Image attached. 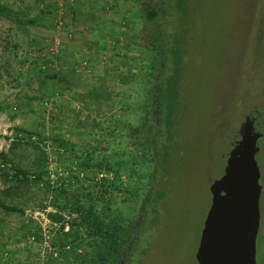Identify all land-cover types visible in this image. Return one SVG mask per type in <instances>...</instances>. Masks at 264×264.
<instances>
[{
	"label": "rangeland",
	"instance_id": "1",
	"mask_svg": "<svg viewBox=\"0 0 264 264\" xmlns=\"http://www.w3.org/2000/svg\"><path fill=\"white\" fill-rule=\"evenodd\" d=\"M94 1L121 9L122 30L97 26ZM185 1L164 196L139 264H198L201 230L222 226L215 200L264 187V0ZM118 2L0 0L12 12L0 13V198L15 207H0V264H86L92 239L76 203L127 228L149 186L148 146L127 132L149 111L157 38L141 29L138 0Z\"/></svg>",
	"mask_w": 264,
	"mask_h": 264
},
{
	"label": "trees",
	"instance_id": "2",
	"mask_svg": "<svg viewBox=\"0 0 264 264\" xmlns=\"http://www.w3.org/2000/svg\"><path fill=\"white\" fill-rule=\"evenodd\" d=\"M138 3L141 29L154 30L156 34L157 42L153 45L158 50L159 64L147 99L149 111L146 119L140 125L130 124L127 133L130 140L142 137L145 141L152 157L153 170L149 176V186L127 228L110 215L97 212L92 205L76 203L74 210L92 239L90 246L94 254L88 255L86 264H139L150 230L159 220L158 207L164 196L159 178L172 142L173 126L169 120L178 98L177 75L185 42L187 6L185 0H161V5L157 7L150 0H138ZM0 13L12 12L0 3ZM106 95L109 96L108 93ZM0 207L15 210L1 198ZM65 236L73 246L81 243L71 231Z\"/></svg>",
	"mask_w": 264,
	"mask_h": 264
},
{
	"label": "water",
	"instance_id": "3",
	"mask_svg": "<svg viewBox=\"0 0 264 264\" xmlns=\"http://www.w3.org/2000/svg\"><path fill=\"white\" fill-rule=\"evenodd\" d=\"M254 183H244L231 194L216 199L213 216L222 223L216 229L205 224L201 230L195 253L198 264H258L256 260L255 234L257 223L253 201L254 192L245 197V190ZM253 186V185H252ZM255 187L253 186V189ZM252 189V188H251ZM249 191H247L248 193Z\"/></svg>",
	"mask_w": 264,
	"mask_h": 264
},
{
	"label": "flooded vegetation",
	"instance_id": "4",
	"mask_svg": "<svg viewBox=\"0 0 264 264\" xmlns=\"http://www.w3.org/2000/svg\"><path fill=\"white\" fill-rule=\"evenodd\" d=\"M253 128L252 127L249 132H247V136L250 138V137H253L254 139H259V135L257 133H254L253 131ZM243 135V134H242ZM231 157H234L236 155H238L235 151H231L230 154H229ZM259 179V177H256ZM250 183H254L252 184L255 188L253 189V186L251 185V188H248L245 190V197L247 198L248 195L251 194V196L253 195V192H254V199L253 201H250L248 200L249 203H252L254 204V209H255V215H253V217L255 218L256 220V223H257V228H256V234H255V247H256V254H257V242L260 241V239H262L263 237V234H262V230H264V212L262 213L260 211V198L262 196V194L264 193V187H261L259 185V182L258 180L256 179L255 181L252 180V182ZM247 191H249L247 193ZM263 220V221H262Z\"/></svg>",
	"mask_w": 264,
	"mask_h": 264
},
{
	"label": "crops",
	"instance_id": "5",
	"mask_svg": "<svg viewBox=\"0 0 264 264\" xmlns=\"http://www.w3.org/2000/svg\"><path fill=\"white\" fill-rule=\"evenodd\" d=\"M116 1H117V4H119V2H118V0H114V2L116 3ZM109 2H110V0H109ZM88 3H89V0H86V4L88 5ZM94 3V4H93ZM92 4L93 5H90V7H92L91 9V12H90V14H91V17H92V19H94V20H96V22H97V26L98 25H101V22L102 21H105L107 24H110L109 26H111L110 28H116L117 30H122V28L120 27H118L116 24H117V22H114V21H116V20H118L117 18H119V15L117 14V12H121V9H120V11H119V7L115 10V11H113V10H111L112 8H107V5H105V4H108V6L110 5V3H107V2H104V4H102V5H100V2H93ZM120 3H121V1H120ZM88 5V6H89ZM108 9H110V10H108ZM97 11H99V12H101V15L100 16H98V15H96V12ZM102 16V17H101ZM90 18V17H89ZM108 21V22H107ZM84 22H86V21H84ZM106 24V25H107ZM103 25V24H102ZM89 24H87L86 25V28L88 29V31H89ZM92 28H94L95 26L94 25H92L91 26ZM91 28V29H92ZM119 28V29H118ZM96 30V28H94V31ZM121 32V31H120ZM99 35V38H101L100 40V42H104V38H105V36H102V34H98ZM112 35V39L115 41V37H116V33L114 32V33H112L111 34ZM97 46H99L98 44L96 45V47Z\"/></svg>",
	"mask_w": 264,
	"mask_h": 264
},
{
	"label": "built area",
	"instance_id": "6",
	"mask_svg": "<svg viewBox=\"0 0 264 264\" xmlns=\"http://www.w3.org/2000/svg\"><path fill=\"white\" fill-rule=\"evenodd\" d=\"M57 44V43H56ZM83 64H87V62L86 61H83ZM45 104L47 105V101H45Z\"/></svg>",
	"mask_w": 264,
	"mask_h": 264
}]
</instances>
